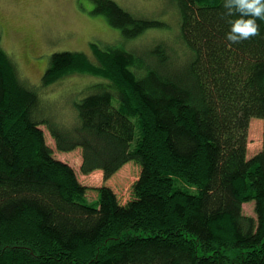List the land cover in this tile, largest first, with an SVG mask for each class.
Returning a JSON list of instances; mask_svg holds the SVG:
<instances>
[{"label":"trees","instance_id":"1","mask_svg":"<svg viewBox=\"0 0 264 264\" xmlns=\"http://www.w3.org/2000/svg\"><path fill=\"white\" fill-rule=\"evenodd\" d=\"M94 1L124 40L169 27ZM175 4L179 46L56 51L39 85L0 38V264H264V21L232 43L222 0ZM77 73L99 78L66 123L45 88ZM254 117L263 143L249 156ZM45 128L103 183L80 180ZM130 163L140 171L123 198L109 181Z\"/></svg>","mask_w":264,"mask_h":264},{"label":"rangeland","instance_id":"2","mask_svg":"<svg viewBox=\"0 0 264 264\" xmlns=\"http://www.w3.org/2000/svg\"><path fill=\"white\" fill-rule=\"evenodd\" d=\"M137 16L167 22L169 27L152 28L135 40H124L121 30L112 27L104 14L95 13L94 0H0V38L10 53L20 74L29 83L39 85L51 55L56 51L72 50L93 53L96 44L104 47L125 45L131 49H145L158 42L179 46V12L175 0H115ZM99 77L92 73H77L45 88L57 119L70 123L75 119L74 101L82 97L89 84ZM47 140L55 155L69 162L85 183H103V172L88 174L80 171L82 150L56 149L55 141L45 128ZM263 143V120H251L248 154L252 156ZM139 166L130 163L109 183L120 197L128 198L130 188L139 175ZM244 211L255 215L254 202L244 203Z\"/></svg>","mask_w":264,"mask_h":264},{"label":"clouds","instance_id":"3","mask_svg":"<svg viewBox=\"0 0 264 264\" xmlns=\"http://www.w3.org/2000/svg\"><path fill=\"white\" fill-rule=\"evenodd\" d=\"M229 25L225 38L239 43L260 34L264 21V0H222Z\"/></svg>","mask_w":264,"mask_h":264}]
</instances>
